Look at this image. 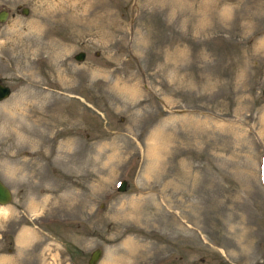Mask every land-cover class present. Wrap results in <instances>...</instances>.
Instances as JSON below:
<instances>
[{"label":"rangeland","instance_id":"obj_1","mask_svg":"<svg viewBox=\"0 0 264 264\" xmlns=\"http://www.w3.org/2000/svg\"><path fill=\"white\" fill-rule=\"evenodd\" d=\"M0 10V264H264V0Z\"/></svg>","mask_w":264,"mask_h":264},{"label":"water","instance_id":"obj_2","mask_svg":"<svg viewBox=\"0 0 264 264\" xmlns=\"http://www.w3.org/2000/svg\"><path fill=\"white\" fill-rule=\"evenodd\" d=\"M23 13L27 11L26 8L22 9ZM7 12L5 10H0V21H2ZM84 57V52L82 50L78 51L75 55V59H82ZM9 88L7 85L0 83V98L8 94ZM120 190L125 188V180H121L119 186L117 187ZM11 199V191L9 187L0 179V204L7 203ZM101 253V249L99 247H95L90 251L89 257L87 259L88 264H95L98 260Z\"/></svg>","mask_w":264,"mask_h":264},{"label":"bare ground","instance_id":"obj_3","mask_svg":"<svg viewBox=\"0 0 264 264\" xmlns=\"http://www.w3.org/2000/svg\"><path fill=\"white\" fill-rule=\"evenodd\" d=\"M36 100V99H35ZM15 108V107H14ZM37 117H39V116H37ZM154 148V147H153ZM156 153V152H155ZM150 154V153H149ZM151 155V154H150ZM151 157H152V155H151ZM154 158V157H153ZM1 208V207H0ZM5 210V209H4ZM24 238V237H23Z\"/></svg>","mask_w":264,"mask_h":264}]
</instances>
